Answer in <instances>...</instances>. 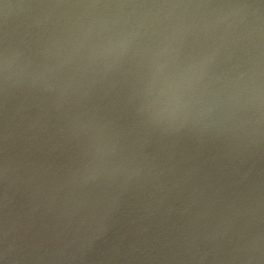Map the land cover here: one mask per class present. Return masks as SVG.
Masks as SVG:
<instances>
[{"label":"water","instance_id":"95a60500","mask_svg":"<svg viewBox=\"0 0 264 264\" xmlns=\"http://www.w3.org/2000/svg\"><path fill=\"white\" fill-rule=\"evenodd\" d=\"M0 264H264V0H0Z\"/></svg>","mask_w":264,"mask_h":264}]
</instances>
